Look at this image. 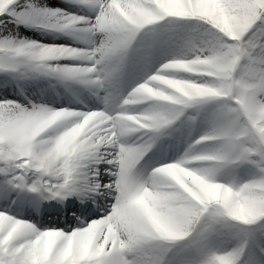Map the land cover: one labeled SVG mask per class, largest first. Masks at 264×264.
<instances>
[{"label": "snow or ice", "instance_id": "6c2138e0", "mask_svg": "<svg viewBox=\"0 0 264 264\" xmlns=\"http://www.w3.org/2000/svg\"><path fill=\"white\" fill-rule=\"evenodd\" d=\"M0 264H264V0H0Z\"/></svg>", "mask_w": 264, "mask_h": 264}]
</instances>
